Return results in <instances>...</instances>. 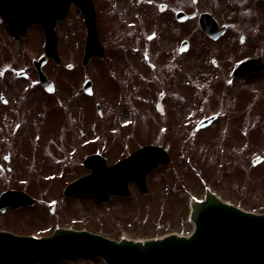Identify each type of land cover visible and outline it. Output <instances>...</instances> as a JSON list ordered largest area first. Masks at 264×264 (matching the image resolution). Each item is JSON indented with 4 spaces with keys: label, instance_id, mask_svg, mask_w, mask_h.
<instances>
[{
    "label": "rangeland",
    "instance_id": "rangeland-1",
    "mask_svg": "<svg viewBox=\"0 0 264 264\" xmlns=\"http://www.w3.org/2000/svg\"><path fill=\"white\" fill-rule=\"evenodd\" d=\"M147 1L95 0L97 28L105 54L103 58L92 57L86 66L81 65L85 30L81 16L73 7L70 18L64 23L65 63H72L80 70L82 101L64 104L76 111L78 117L72 130L73 137L80 130L76 141L91 138L88 141L95 145L86 143L88 147L103 153L108 163L144 142L163 145L170 153L171 162L149 172L147 194L131 188V197L113 196L106 203H100L85 194L69 197L62 194L67 182L85 173L81 162L83 156L76 158L71 166L65 160L76 156L68 150L63 155H48L43 147H39L25 155H15L10 161V170L0 169V192L10 187L23 189L41 204L0 212V228L18 233H46L55 225H61L116 239L121 236L150 238L168 232L188 233L192 227L188 220L189 194L201 197L206 184L234 205L264 212V103H223L218 99L217 87L209 90L201 71L213 67L208 51L195 49V46L203 45L195 32L189 35L194 47L190 57H182L186 59L177 65L178 58L170 41L166 43L161 38L158 43L156 39L148 38L156 30V23L154 15L153 18L147 15L148 9H152L145 3ZM214 2L219 6L212 7ZM206 8L224 13L229 10V5L224 0H200L197 12ZM196 19L192 10V30ZM168 47L171 50L168 51ZM144 57L152 63L156 59H173L175 62L165 69L168 74L176 71L170 91L166 89L162 114L155 107L161 87L153 74L160 76L163 67L153 71L145 64ZM179 67H185L191 75V98L185 89L186 75ZM49 71L53 69L49 67ZM110 72L116 75L115 81ZM215 75L220 77L214 74L213 79ZM85 78L92 80L91 97L82 93ZM66 85L67 82L64 84L59 80L60 89L62 86L66 89ZM120 88L130 100L128 103L120 97ZM211 94L215 100L209 97ZM94 99L100 105V113L92 102ZM71 100L69 98V102ZM86 100L90 103H84ZM83 107L88 108L85 115ZM212 113L217 114L216 119L209 126L195 130L197 122ZM61 124L64 126L60 133L67 128L66 123ZM36 130L34 124V132ZM35 137L33 142H36ZM69 141L68 131L66 143ZM37 142L41 144L40 139ZM255 156L263 159L252 164ZM50 201L55 203L54 214L47 206ZM55 264L104 262L97 256H86Z\"/></svg>",
    "mask_w": 264,
    "mask_h": 264
},
{
    "label": "flooded vegetation",
    "instance_id": "flooded-vegetation-1",
    "mask_svg": "<svg viewBox=\"0 0 264 264\" xmlns=\"http://www.w3.org/2000/svg\"><path fill=\"white\" fill-rule=\"evenodd\" d=\"M224 1H227L229 10L217 13L207 8L197 12L200 0H173L174 3L170 0H148L147 5L152 8L148 11L154 15L156 23V30L149 38L156 39L158 43L161 38L166 43L170 41L173 44L172 50L176 52L175 56L178 58L176 63L179 65L190 57L189 54L194 47L189 35L195 32L197 38L203 40V45H197L195 49L208 51V59L213 67L201 71L209 90L217 87L220 94L218 99L223 103H264V0ZM211 6L218 7L219 3L214 2ZM192 10L197 15L194 30H192ZM201 12L209 13L213 19H207L206 25L210 28L212 25V28L217 29L221 27L223 32L212 38L200 29L198 18ZM70 16L71 13L68 12L66 18L57 21L55 25L56 52L60 62L55 63L53 59H47L41 68L54 83L55 91L52 93L42 89L38 70L33 65L34 60L44 53L43 28L34 23L25 31L11 29L0 17V169L4 167L10 170L12 157L36 151L39 147H43L44 153L47 152L48 155L54 153L63 155L66 150L71 154L74 153L75 158L65 160V163L71 166L75 164V159L79 158L81 153L88 155L96 152L95 149L88 147L89 145L82 144L87 142L95 145L94 142L88 141L91 138L76 141L80 130L73 137L72 130L78 117L76 111L64 104L82 101L80 77L79 73H76L78 70L74 67H64V23ZM212 32H216V29H212ZM167 50L171 49L168 47ZM144 60L153 71L163 67L160 76L154 75L155 82L161 87L158 99L162 102L167 95L166 89L170 91V82L174 83L173 73L176 71H170L168 74L165 69L175 62L173 59L170 61L156 59L152 63L148 57H144ZM49 67L53 69L52 72L49 71ZM179 70L186 75L185 89L188 97L191 98V75L185 67H179ZM66 71L74 72L68 75ZM214 74L220 77L215 75L213 79ZM59 80L69 83L67 91L63 86L59 88ZM123 90L121 88L122 94ZM65 93L68 94L64 95ZM209 97L215 100L212 94ZM69 98H72L70 102ZM123 100L126 103L130 101L125 95ZM92 102L96 106V99ZM84 103L90 101L86 100ZM83 109L85 115L88 108L83 107ZM65 122L67 128L60 133L61 126H64L61 123ZM34 124L36 132H34ZM68 131L70 141L66 143ZM33 133L36 142H33ZM37 139L41 140V144ZM50 160L54 163V159ZM62 161L64 162L63 159ZM37 204L41 203L36 200L29 207ZM55 209L54 203L51 214L55 213Z\"/></svg>",
    "mask_w": 264,
    "mask_h": 264
},
{
    "label": "water",
    "instance_id": "water-1",
    "mask_svg": "<svg viewBox=\"0 0 264 264\" xmlns=\"http://www.w3.org/2000/svg\"><path fill=\"white\" fill-rule=\"evenodd\" d=\"M3 5V0H0ZM20 4L25 0H17ZM43 7L42 16H27L46 30V51H55V39L48 33L53 14L63 18L71 0H37ZM82 9L87 37L83 64L89 57L103 55L98 41L96 18L91 0H73ZM0 4V7L2 5ZM53 5L54 7H50ZM7 12V8L1 9ZM11 24L14 21L8 18ZM205 28H207L205 26ZM208 30V29H206ZM45 83V82H44ZM207 120L200 122L204 125ZM167 153L161 147H141L112 165H106L100 155L84 160L91 172L66 185L64 195L86 193L102 202L110 194L127 196L128 182L133 180L146 192L145 177L158 163H167ZM33 203L20 190H6L0 194V210L7 205L18 207ZM189 219L193 229L189 235L167 234L162 237L133 240L111 239L98 233L72 228H56L49 236H20L0 231L1 264L54 263L83 255H98L105 264H264V213L243 210L223 201L209 187L201 198L190 196Z\"/></svg>",
    "mask_w": 264,
    "mask_h": 264
}]
</instances>
